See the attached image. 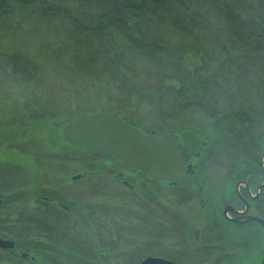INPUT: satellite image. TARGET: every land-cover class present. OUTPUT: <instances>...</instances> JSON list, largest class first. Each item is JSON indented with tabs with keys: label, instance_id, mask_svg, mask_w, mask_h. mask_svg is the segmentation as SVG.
I'll use <instances>...</instances> for the list:
<instances>
[{
	"label": "rangeland",
	"instance_id": "obj_1",
	"mask_svg": "<svg viewBox=\"0 0 264 264\" xmlns=\"http://www.w3.org/2000/svg\"><path fill=\"white\" fill-rule=\"evenodd\" d=\"M6 19L14 24L10 32H0V49L35 64L28 65L31 73L36 71L34 83L41 84V89L46 91V95L37 98L25 94L26 83L21 82L13 68L8 70L10 67L3 68L5 63L0 65V198L5 199L6 206L1 213L8 214L6 224L14 223L11 216L12 220L16 215L22 217L23 225L13 228H23L22 233L17 231V234H22L29 258H42L37 264H138L154 253L151 249L159 250L156 247L165 245L162 229L166 224L169 226V222L174 223L169 215L175 212L168 204L169 190H154L150 188L153 185L140 180L145 185L144 190L134 187V191H129L114 179L111 158L63 140V128L79 117L111 114L141 132L173 135L184 147L183 159H192V154L200 152L201 160H209L210 171L203 174L210 175L211 181L226 176L229 179L224 180L233 184L258 174L257 164L264 159L261 140L257 141L261 128L263 130L261 113L257 112L261 110L258 82L262 76L258 64L236 61L237 72L226 81H218L224 85L219 89L221 94L201 100L202 96L189 97L183 92H179L182 94L179 96V89L190 91L192 87L195 95L198 92L195 85L180 88L171 77L151 84L141 81L144 66H137L134 77L127 80L125 76L130 73L125 70V63L118 73L119 78L125 79L117 81L82 57L71 54L58 60L46 57L43 45L51 36L45 25L16 15ZM17 24H20L18 29ZM184 53L193 51L185 49ZM208 67V73L215 69L212 65ZM222 73L227 77L225 70ZM159 81L163 82L162 86ZM227 89L232 96L226 95ZM138 92L141 93L137 95ZM179 102L182 105H174ZM242 111L248 115L249 122L244 123L243 117L240 119ZM8 132L13 133V137L5 141L4 135ZM75 176H81V180L73 182ZM181 176L177 182L183 179V174ZM126 182L132 184L128 179ZM263 183L261 179V185ZM40 196L54 197L66 207L69 201L77 208L86 207L87 227L79 211L75 214L78 215L76 230L67 222L50 223L44 209L41 210L44 207L39 204ZM51 226L60 232L58 236ZM69 228L76 233L77 240L61 242L64 233L68 236ZM95 234L99 237L97 242ZM57 237L56 246L65 253L69 250L71 256H77L75 260H68V253L53 252L51 247ZM35 241H39L41 249L42 246L49 248L50 253H34L28 246ZM71 247H74L73 253ZM97 249L99 257L95 255ZM80 256L91 263L80 262ZM11 260L8 258L3 264H33L22 262L19 257L13 259L18 261Z\"/></svg>",
	"mask_w": 264,
	"mask_h": 264
},
{
	"label": "trees",
	"instance_id": "obj_2",
	"mask_svg": "<svg viewBox=\"0 0 264 264\" xmlns=\"http://www.w3.org/2000/svg\"><path fill=\"white\" fill-rule=\"evenodd\" d=\"M259 1L257 4V0H0V32L12 30L14 23L6 18L15 15L27 21L39 20L51 36L43 45L46 57L57 60L70 54L82 57L117 81L134 77L137 66H144L141 81L151 84L171 77L180 88L195 85L198 92L195 95L192 87L190 91L179 89V96H182L179 92H183L189 97L202 96L201 100L221 94L219 89L224 85L218 81H226L237 72L236 61L256 63L262 73L258 82L261 110L257 111L261 113L263 126L257 140H261L262 157L264 3ZM19 27L17 24V29ZM171 38L174 41H169ZM185 49L193 53L185 54ZM2 51L0 49V65L5 63L3 68H13L21 82L26 83L28 91L24 93L36 98L46 95L42 85L34 83L36 71L31 73L28 68V65H36L27 58L23 60L24 57ZM125 63L130 76L120 79L118 73ZM209 65L215 67L211 73H208ZM224 70L227 77L222 73ZM228 89L226 95L230 97ZM179 104L182 105L181 102L174 105ZM242 112L240 119L243 117L244 123L249 122L248 115ZM263 174L264 159L261 161V176Z\"/></svg>",
	"mask_w": 264,
	"mask_h": 264
},
{
	"label": "flooded vegetation",
	"instance_id": "obj_3",
	"mask_svg": "<svg viewBox=\"0 0 264 264\" xmlns=\"http://www.w3.org/2000/svg\"><path fill=\"white\" fill-rule=\"evenodd\" d=\"M175 142L180 148L177 155L181 170L164 182L154 181L137 171L132 172L131 169H118L117 160L108 156L114 162V179L121 182L122 186L129 191H134V187L144 190L145 185L141 184L140 180H146L153 185L150 188L154 190L157 188L169 190L167 193L171 197L168 204L172 205L170 208L175 209V212L169 213L174 223L169 222V226L166 224V227L162 229L165 245L160 248L155 246L159 250L151 249L154 253L160 250L162 253L161 251L160 254L151 252L138 264L148 258L161 259L173 264H264V183L261 185L264 174L261 176V161L256 167L258 174L250 175L248 180L232 184V182L225 181L229 178L221 176L211 181L209 180L210 175L203 174L210 171L207 168L209 160H201L200 152L192 154V159H183L184 147L178 142L177 137H175ZM182 174L183 179L177 182V178L182 177ZM127 179L132 181V184H128ZM79 180L81 176L72 178L73 182ZM162 184L165 186L162 187ZM39 202L40 206L44 207L41 210L44 209L46 212L44 214L47 215L50 223L61 225L67 222L76 230L78 215L75 214L79 211V216L87 227L86 207L77 208L72 201H69V207H66L54 197L40 196ZM5 207V199L0 198V240L12 243L13 247L0 248V263L3 264L8 258H12L11 262L18 261L13 259L19 257L22 262L29 261L37 264L42 258H29V249L24 245L22 234H17V231L22 233L23 228H13L15 225H23L22 217L16 215V219L12 220L14 217L11 216V221L14 223L6 224V220H9L8 214L1 213ZM93 214L91 212L92 219ZM92 219L90 224H92ZM55 227L52 228L53 231L56 230L54 231L55 236H58L60 232ZM67 235L64 233L61 242L77 240L78 236L71 228L67 230ZM91 236L93 237V234ZM98 238L95 234L96 242ZM58 241L57 237L51 247L53 252H64L56 246ZM28 247H31L34 253H50L49 248L43 246L42 249L40 248L39 241H35L32 246ZM72 248L74 247H71V253L74 252ZM23 255H26V258ZM95 255L99 257L98 249ZM67 257H69L68 260H75L77 256L67 255ZM78 259L82 263H91L84 256Z\"/></svg>",
	"mask_w": 264,
	"mask_h": 264
},
{
	"label": "water",
	"instance_id": "obj_4",
	"mask_svg": "<svg viewBox=\"0 0 264 264\" xmlns=\"http://www.w3.org/2000/svg\"><path fill=\"white\" fill-rule=\"evenodd\" d=\"M13 133L4 135L9 141ZM65 142L88 151L104 154L117 160L116 167L131 169L154 181L164 182L181 170L178 158L180 148L175 136H156L141 132L116 115L95 114L79 117L62 130ZM13 244L0 240V248ZM26 258V255H23ZM140 264H173L161 259L148 258Z\"/></svg>",
	"mask_w": 264,
	"mask_h": 264
}]
</instances>
